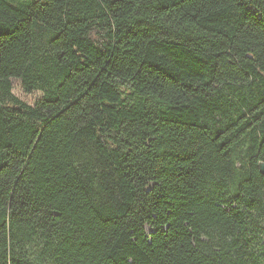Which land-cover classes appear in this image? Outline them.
I'll list each match as a JSON object with an SVG mask.
<instances>
[{"label": "trees", "instance_id": "1", "mask_svg": "<svg viewBox=\"0 0 264 264\" xmlns=\"http://www.w3.org/2000/svg\"><path fill=\"white\" fill-rule=\"evenodd\" d=\"M261 161L264 0H0V264H264Z\"/></svg>", "mask_w": 264, "mask_h": 264}, {"label": "rangeland", "instance_id": "2", "mask_svg": "<svg viewBox=\"0 0 264 264\" xmlns=\"http://www.w3.org/2000/svg\"><path fill=\"white\" fill-rule=\"evenodd\" d=\"M11 85L12 94L22 101L26 102L27 104L33 105L43 96V92L41 90L26 92L20 79H11Z\"/></svg>", "mask_w": 264, "mask_h": 264}, {"label": "water", "instance_id": "3", "mask_svg": "<svg viewBox=\"0 0 264 264\" xmlns=\"http://www.w3.org/2000/svg\"><path fill=\"white\" fill-rule=\"evenodd\" d=\"M259 167H260V171H261V173L264 175V161H261V162L259 163Z\"/></svg>", "mask_w": 264, "mask_h": 264}]
</instances>
